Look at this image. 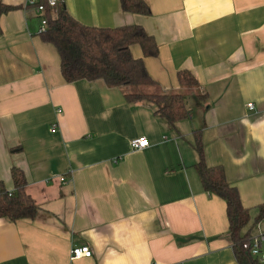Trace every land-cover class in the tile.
Returning <instances> with one entry per match:
<instances>
[{"label":"crops","instance_id":"crops-1","mask_svg":"<svg viewBox=\"0 0 264 264\" xmlns=\"http://www.w3.org/2000/svg\"><path fill=\"white\" fill-rule=\"evenodd\" d=\"M149 16L120 0H65L85 26H141L158 44L144 60L156 92L187 95L189 119L173 129L129 89L67 83L42 14L27 0L0 16V182L27 180L35 219H0V264H239L227 205L206 193L194 168L201 130L208 166H222L250 210L249 238L264 203V0H145ZM198 81L182 88L177 76ZM154 91V90H153ZM200 96H203L200 97ZM254 109L249 110L248 105ZM146 137L149 148L132 149ZM91 258L71 260L72 247Z\"/></svg>","mask_w":264,"mask_h":264},{"label":"trees","instance_id":"trees-1","mask_svg":"<svg viewBox=\"0 0 264 264\" xmlns=\"http://www.w3.org/2000/svg\"><path fill=\"white\" fill-rule=\"evenodd\" d=\"M122 10L127 13L149 16L150 8L145 0H120ZM14 8L0 3V16ZM47 28L40 33L42 41L53 45L60 57L61 74L67 83L77 81H102L110 88L129 89L125 99L129 104H150L155 114L165 119L175 129L176 125L191 116L187 95L156 92L158 84L146 70L144 60L131 54V47L138 45L145 58L158 56V44L141 26L119 28H97L81 24L63 5L46 7ZM180 87L188 89L198 85L188 71L177 76ZM154 90V91H153ZM203 98V96H200ZM194 148L199 160L194 168L203 190L211 196L221 198L227 205L229 237L239 264H264L253 258L244 244L249 234H244L251 220L250 210L242 204L238 189L232 186L222 166L207 165L201 130L194 131ZM11 177L14 191L7 190L0 182V219L12 222L35 219L39 207L27 194V180L22 171L13 168ZM264 221V203L257 208L255 224Z\"/></svg>","mask_w":264,"mask_h":264},{"label":"built area","instance_id":"built-area-1","mask_svg":"<svg viewBox=\"0 0 264 264\" xmlns=\"http://www.w3.org/2000/svg\"><path fill=\"white\" fill-rule=\"evenodd\" d=\"M65 0H27V6L33 7L36 11L42 14V22L40 33L44 32L47 28V18H46V7L53 9L58 5L64 4ZM249 110L254 109L253 104L248 105ZM131 147L135 151H142L149 148L150 143L146 137H140L134 139L130 143ZM244 248L249 251L250 255L257 259L259 262L264 263V232H261L257 236L250 237L248 241L244 244ZM93 255L91 249L88 246L72 247L70 251L71 260H78L82 258H91Z\"/></svg>","mask_w":264,"mask_h":264}]
</instances>
